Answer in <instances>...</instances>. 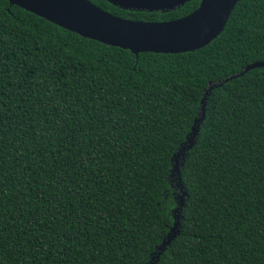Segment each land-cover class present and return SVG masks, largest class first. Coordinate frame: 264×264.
I'll return each mask as SVG.
<instances>
[{
    "label": "trees",
    "instance_id": "1",
    "mask_svg": "<svg viewBox=\"0 0 264 264\" xmlns=\"http://www.w3.org/2000/svg\"><path fill=\"white\" fill-rule=\"evenodd\" d=\"M89 1L163 22L201 0ZM263 60L264 0L238 2L204 48L138 55L0 0V264H264V68L209 93L171 176L209 85Z\"/></svg>",
    "mask_w": 264,
    "mask_h": 264
},
{
    "label": "water",
    "instance_id": "2",
    "mask_svg": "<svg viewBox=\"0 0 264 264\" xmlns=\"http://www.w3.org/2000/svg\"><path fill=\"white\" fill-rule=\"evenodd\" d=\"M106 1L123 10L167 12L191 0ZM240 1L242 0H201L198 8L184 17L163 22H143L113 16L89 0H8L10 6L22 8L82 38L129 50L134 55L145 52L179 54L204 48L223 31L231 12ZM255 68H264V60L247 65L243 72L223 82L209 85L201 99L198 116L186 141L173 155L171 176L176 174L179 177V158L183 160L186 151L195 143L199 125L205 117L206 99L209 93L223 83ZM177 186L182 192L179 178ZM178 199L179 208L175 210L174 226L158 247L160 251H163L177 234L184 193Z\"/></svg>",
    "mask_w": 264,
    "mask_h": 264
}]
</instances>
